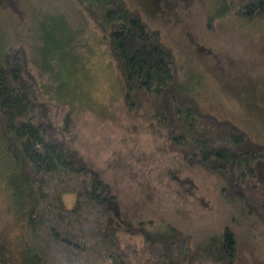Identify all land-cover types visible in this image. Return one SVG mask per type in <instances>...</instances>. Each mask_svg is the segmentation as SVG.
I'll return each mask as SVG.
<instances>
[{
	"label": "rangeland",
	"instance_id": "374dc122",
	"mask_svg": "<svg viewBox=\"0 0 264 264\" xmlns=\"http://www.w3.org/2000/svg\"><path fill=\"white\" fill-rule=\"evenodd\" d=\"M127 2L174 50L181 90L264 142V19L215 17L210 26L214 0ZM12 48L27 56L48 111L44 121L114 185L125 216L172 223L196 241L230 226L238 240L236 264H264V184L248 202L226 199L219 176L189 165L169 148L166 130L130 112L107 40L80 1L0 6V52ZM63 198L72 206L76 197ZM9 199L0 173V227L12 220Z\"/></svg>",
	"mask_w": 264,
	"mask_h": 264
},
{
	"label": "trees",
	"instance_id": "16d2710c",
	"mask_svg": "<svg viewBox=\"0 0 264 264\" xmlns=\"http://www.w3.org/2000/svg\"><path fill=\"white\" fill-rule=\"evenodd\" d=\"M78 1L107 40L129 111L166 130L169 148L189 165L219 176L226 199L248 202L259 193L264 142L181 90L177 57L159 30L127 0ZM214 8L210 26L215 17L264 19V0H214ZM37 95L24 50L1 51L0 173L12 220L0 227V264H236L230 226L196 241L172 223L125 216L114 185L44 121L48 111ZM69 192L72 206L63 198Z\"/></svg>",
	"mask_w": 264,
	"mask_h": 264
}]
</instances>
